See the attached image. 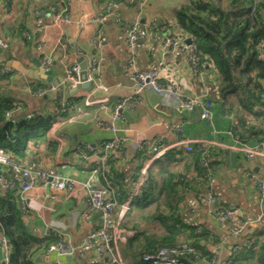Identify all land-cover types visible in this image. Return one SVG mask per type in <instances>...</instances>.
<instances>
[{"label":"crops","instance_id":"crops-1","mask_svg":"<svg viewBox=\"0 0 264 264\" xmlns=\"http://www.w3.org/2000/svg\"><path fill=\"white\" fill-rule=\"evenodd\" d=\"M109 1L70 0L68 10L72 21L54 24L52 15L41 20L36 11L42 9L47 12L56 7L60 12L66 6L62 0H10L8 6V0H0V65L15 69L16 74L12 76L14 83H8V90L19 99L17 105L33 112L47 113L58 101L72 96L79 98L77 105L83 109L81 116L73 122H58L51 131L54 139L63 137L64 144H58V148L54 150L46 142H42L37 144L35 152L42 165L59 169L78 180L87 178L89 172L83 169L82 161L74 156L75 149L83 143L94 144L111 138L113 132L100 126V123L111 122L115 104L132 94V82L125 75L129 58L126 35L132 22L139 17L143 25V34L137 47L138 65L143 69L153 68L158 60L165 57L162 42L166 29L184 35L174 15V9L180 0H116L114 14L99 24L97 18L106 14ZM100 28L106 40L98 45L95 39ZM22 34H28L30 41L24 40ZM184 36L186 40L189 38ZM61 42L67 45L66 61L60 59L58 46ZM49 55L55 64L50 75L41 66V60ZM91 58L100 61V72L94 75L91 90L77 89L66 84L60 85L47 97H40L33 92L32 83L59 82L66 65L87 61L89 67ZM166 64L162 70L164 80L175 81L184 96L211 98L212 120L201 117L199 106L192 111L171 106L164 102L161 95L146 90L141 102L137 99L122 108L123 119L119 122L125 129L123 133L133 138L145 136L148 141L163 138L168 143L184 138L193 146L208 148L212 178L206 183V189L210 187L211 191L221 197L224 205L240 207L248 216L255 217L259 213L258 194L255 186L243 174L242 167L247 164L264 178V157L249 161L238 148L235 137L238 135L243 141V135L249 138L248 131L241 126L238 117L227 111L217 99L216 72L211 68L200 70L192 59L190 49L186 52L177 51L172 59H166ZM88 98L95 103L86 105ZM247 117V124L255 123L254 116L250 114ZM179 126L183 128L182 133L176 131ZM260 130H264V125L256 130L260 136L249 138L248 144L264 142V134ZM95 153L97 157L102 155L98 147ZM135 155L137 153L129 149L119 161L120 166H126L128 174L132 170L131 158ZM96 156L91 161H97ZM27 157L26 154L25 157L16 158L21 163H29ZM180 169L181 165L174 168L175 171ZM11 175L9 171L6 173L7 177ZM15 177L21 180L19 175ZM133 179L136 180L134 177L130 178L125 185L128 195ZM85 198L83 194L81 200L69 198L65 194L53 192L46 185H36L31 189L28 194L29 220L25 219V222L32 233L43 236L50 230L55 233L64 232L68 239L67 245L73 249L71 255L62 258L56 253L44 256V251H40L36 254V263L54 264L61 260L67 264H92L100 260L92 247L83 244L86 232L97 225L96 217L84 219L75 216L77 212L86 210ZM181 213L186 222L201 224L211 233L213 238L212 242L209 241L208 248L212 254H217L221 259L230 256L235 240L228 238V222L209 217L204 206L199 211L191 212L185 202ZM135 214L137 215L136 211ZM143 226L148 230H157L159 223L143 221ZM257 226L260 225H250L249 230L253 231ZM1 258L0 250V264Z\"/></svg>","mask_w":264,"mask_h":264},{"label":"trees","instance_id":"trees-1","mask_svg":"<svg viewBox=\"0 0 264 264\" xmlns=\"http://www.w3.org/2000/svg\"><path fill=\"white\" fill-rule=\"evenodd\" d=\"M174 15L184 35L192 39L207 60L208 69L216 72L217 99L238 117L249 138L260 136L256 130L264 125V98L261 96L264 91V46L261 47L264 44V0H180ZM24 35L23 39L30 41L28 34ZM14 72L0 73V148L15 157H25L30 144L37 146L46 142L56 150L58 142L51 131L58 122L68 123L79 98L70 97L65 112L55 104L50 112L37 113L30 119L14 113V121L6 120L5 113L15 109L19 102L8 90V83H14ZM38 85L41 84L32 83V90ZM246 114L254 116V124L246 123ZM249 138L243 135V142L250 141ZM206 149L199 145L193 146L191 151L183 147L170 149L147 169V185L142 187L140 196L132 199L131 211L123 218V224L134 231L121 247L126 262L145 264L141 260L144 253L183 242L197 250L186 264L213 256L208 248L213 238L211 233L201 224L186 222L181 213L187 194H199L206 189L204 176L208 169L201 165ZM147 158L142 153L131 158L129 174L126 166L119 165L120 158L114 155L107 158L106 173L120 192V202L128 197L127 180L137 177ZM81 165L90 172L97 161H82ZM177 165H181V169L175 171ZM209 168L212 172L210 161ZM196 176L201 179L196 180ZM143 221L158 222L159 228L148 230ZM257 227L250 231L248 226L245 231L244 238L252 239V244L236 243L237 251H231L228 257L232 264H264V223ZM0 228L10 246L8 264H38L33 261L36 254L59 239L52 230L43 236L32 233L13 191L0 190Z\"/></svg>","mask_w":264,"mask_h":264},{"label":"built area","instance_id":"built-area-1","mask_svg":"<svg viewBox=\"0 0 264 264\" xmlns=\"http://www.w3.org/2000/svg\"><path fill=\"white\" fill-rule=\"evenodd\" d=\"M69 1L62 0L66 6L60 12L56 10V7H52L50 11L46 12L39 9L36 13L41 20L45 16L52 15L54 24H60L61 22L70 23L72 16L68 10ZM115 6L116 1L110 0L106 5V14L98 17L97 22L102 24L106 17L113 15ZM142 34L143 25L138 17L132 22L126 35L129 58L125 75L132 82V94L115 104L111 122L100 123V126L109 128L113 132V136L103 142H96L94 144L83 143L74 151V156L81 161H91V158L96 156L95 152L97 147L102 152V155L96 156L97 166L89 172L87 178L78 180L69 174L62 173L59 169H51L42 165L35 153L38 146L33 144H30L26 149L29 163H21L11 153L0 148V190L2 192H15L18 198L19 208L27 221L29 220L28 216L30 211L28 194L36 185H46L53 192L65 194L67 197L76 200H81L82 194L86 196V210L84 212H77L75 216L84 219L95 216L97 219V225L88 230L83 237V244L92 247L100 258L98 262L92 264H126L122 257L121 247L129 237L134 235V231L123 224V218L131 211L132 199L140 196L141 188L147 185V169L170 149L183 147L186 151H191L193 147V144L184 138H179L174 142L168 143L163 138L148 141L145 136H139L137 138L128 137L123 133L125 129L119 122L123 119L121 113L122 108L132 104L137 99L141 102L144 92L151 90L161 95L164 102L168 105L181 107L188 111H192L199 106L201 109L200 115L203 119L211 121L213 117V102L211 98L207 96H184L180 92L178 84L173 80L166 82L162 73V70L167 66L166 59H172L177 51L186 52L189 49L192 51V59L197 63L200 70L203 71L208 68L207 60L202 57L201 52L196 48L195 44L192 42L188 44L185 36L181 33L166 29L162 42L165 47V57L158 60L153 68L143 69L139 67L137 57L138 42ZM105 40L106 38L100 28L95 43L99 45ZM263 46L264 44L261 47ZM58 49L61 55L60 59L66 61L68 58L66 43H59ZM41 66L47 72L54 69L55 64L52 56L44 57L41 60ZM14 71L15 69L13 67L6 65L0 68L1 74H9ZM64 71V75L59 82L50 81L49 83L38 85L33 92L40 97H47L49 94L55 92L60 85L67 84L74 88L77 84L81 83V67L79 63L66 65ZM99 72V59L91 58L88 67V76L91 83L94 82V75H98ZM261 96L264 98V91ZM69 102L70 100L66 99L58 101L56 104L62 112H65L68 109ZM96 102L98 101L96 100ZM85 103L86 105H91L95 101L88 98ZM82 111V107L77 105L75 112L69 117V121H75L78 116H81ZM257 112H260V109H257ZM14 113L24 114L27 119H30L39 112H33L22 105H17L15 109L5 113V119L14 121ZM176 131L182 133L183 128L179 126L176 128ZM66 139H68V136ZM235 139L237 140L238 148L242 150L247 160L251 161L264 157V142L248 144L241 141L238 135ZM55 140L59 145L65 142L63 137H57ZM129 149L137 154H145L148 158L136 177V180H132V188L128 198L120 202V192L116 191L113 186V178L106 173V160L110 155H114V158L118 157L121 159ZM209 161L210 150L207 148L203 160H201V165L208 169V173L204 176L206 183L212 178ZM8 171L12 173L9 177L6 176ZM242 171L245 177L255 186L258 194L259 213L255 217L248 216L240 207L224 205L221 197L211 191L210 187L199 194H189L185 200V204L191 212L199 211L204 206L209 217L229 223L228 238L235 240L231 246V251L234 252L237 251L236 243L240 245L244 241L248 245L252 244V239L244 238L248 226L253 224L262 225L264 223V178L256 174L247 164L243 165ZM16 175L20 176V181L16 179ZM195 178L196 180L201 179L197 176ZM76 221L77 218H75ZM57 234L59 239L51 243L44 250V256L56 253L62 258L73 253V249L67 245L68 239L66 233L58 232ZM0 250L2 264H8L10 246L1 228ZM196 253L195 246L183 242L174 246H163L155 251L144 253L141 260L145 264H186L190 256ZM36 260L37 256L33 258V261ZM194 262L204 264H232L231 260L228 258L221 259L217 254H213L210 259L197 258ZM54 264L67 263L57 260Z\"/></svg>","mask_w":264,"mask_h":264},{"label":"water","instance_id":"water-1","mask_svg":"<svg viewBox=\"0 0 264 264\" xmlns=\"http://www.w3.org/2000/svg\"><path fill=\"white\" fill-rule=\"evenodd\" d=\"M188 44H191L192 39L188 38L187 40ZM80 67H81V72H80V76H81V83L77 84L75 87L78 88H85L87 90H91L92 88V83L89 81V76H88V62L87 61H82L80 62ZM52 71L47 72V74H51ZM48 80H51L50 77H48ZM76 88L74 89V91L76 90ZM261 133L264 134V130H260ZM192 264H204V263H195L193 260H191Z\"/></svg>","mask_w":264,"mask_h":264},{"label":"rangeland","instance_id":"rangeland-1","mask_svg":"<svg viewBox=\"0 0 264 264\" xmlns=\"http://www.w3.org/2000/svg\"><path fill=\"white\" fill-rule=\"evenodd\" d=\"M127 264H129V262L127 261Z\"/></svg>","mask_w":264,"mask_h":264}]
</instances>
